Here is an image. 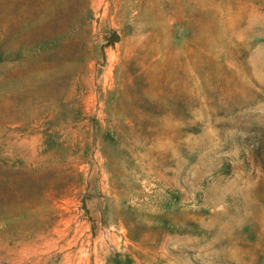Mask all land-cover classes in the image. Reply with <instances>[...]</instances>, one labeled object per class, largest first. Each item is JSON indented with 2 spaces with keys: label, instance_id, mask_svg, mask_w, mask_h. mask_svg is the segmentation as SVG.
<instances>
[{
  "label": "rangeland",
  "instance_id": "374dc122",
  "mask_svg": "<svg viewBox=\"0 0 264 264\" xmlns=\"http://www.w3.org/2000/svg\"><path fill=\"white\" fill-rule=\"evenodd\" d=\"M0 264H264V0H0Z\"/></svg>",
  "mask_w": 264,
  "mask_h": 264
}]
</instances>
